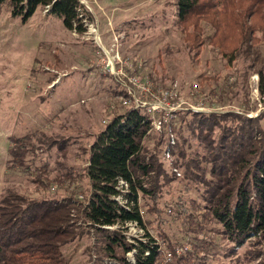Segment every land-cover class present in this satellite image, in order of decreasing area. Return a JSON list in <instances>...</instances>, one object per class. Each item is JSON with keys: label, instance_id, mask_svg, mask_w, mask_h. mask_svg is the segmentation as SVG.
<instances>
[{"label": "rangeland", "instance_id": "1", "mask_svg": "<svg viewBox=\"0 0 264 264\" xmlns=\"http://www.w3.org/2000/svg\"><path fill=\"white\" fill-rule=\"evenodd\" d=\"M81 2L90 18L85 20L84 34L68 31L61 18L44 8H38L26 22L13 17L7 3L1 9L0 206L10 192L26 201L72 198L78 207L88 199L92 189L86 169L91 146L124 109L123 95H116L121 85L103 72L99 39L106 47L115 43L121 58L154 86L176 88L183 100L199 104L206 113L261 119L264 132V95L259 89L260 76H264V43L257 46L256 57L242 53L230 64L206 42L189 47L174 24L175 0ZM211 33L213 29L205 26V36ZM231 123L232 119L225 118L223 126L229 128ZM221 131L216 129L215 135ZM154 132L145 143L150 152L161 138ZM182 136L189 138L184 131ZM25 137L29 141L22 142L26 146L22 149L18 140ZM183 141L179 143L190 157L196 142ZM175 143L173 134L171 147L164 152L167 178L161 193L156 199L142 201L144 210L150 207L144 213L148 229L152 234L158 230L167 233L175 244L160 243L171 251L178 247L189 250L194 239L183 238L185 224L169 214L170 204L184 201L197 208L205 204L202 185L187 188L186 169L174 168L180 165L170 153ZM201 166L208 165L202 162ZM41 169H47L46 174L38 175ZM153 207L156 213H152ZM79 210L73 211L69 221L73 236L62 247L66 263L118 264L103 253L101 233L83 220L82 207ZM208 227L217 225L209 223ZM119 228L107 227L110 231ZM121 229L128 242L143 239L144 233H139L136 225L126 224ZM222 244L217 253L223 264H264L263 246L248 242L229 251L232 245ZM127 257L133 262L131 253Z\"/></svg>", "mask_w": 264, "mask_h": 264}, {"label": "trees", "instance_id": "2", "mask_svg": "<svg viewBox=\"0 0 264 264\" xmlns=\"http://www.w3.org/2000/svg\"><path fill=\"white\" fill-rule=\"evenodd\" d=\"M6 3L12 16L23 22L38 8H44L61 18L68 31L78 34L87 31L85 20L90 21L81 0H0V12ZM174 5L177 18L174 24L185 35L189 47L206 42L230 64L242 53L258 55L257 46L264 43V0H175ZM205 26L211 27L213 33L205 36ZM260 78L259 89L264 95L263 74ZM120 94L130 98L122 86L116 90V95ZM225 118L232 119L229 128L223 126ZM216 129H222L221 134L215 135ZM153 131L146 110L127 104L91 146L86 171L92 190L79 207L83 220L101 233L103 253L118 264H162L166 250L160 241L175 244L161 230L152 234L144 217L150 207L147 205L144 210L142 206V201L156 199L165 185L164 152L171 147L173 134L176 143L168 149L173 160L180 164L174 168L186 169L187 188L202 185L205 203L197 208L193 203L177 201L168 207L169 214L185 224L183 238L194 239L192 244L189 242V250L175 257L174 264H223L217 253L222 243L232 245L229 251L239 250L248 242L264 247L261 119L220 112L179 111L161 131H156L161 138L158 147L150 152L145 143L151 140ZM183 131L189 138H183ZM180 139L183 143L196 142L193 155L188 157ZM25 140L29 138L18 140L22 149L26 147L22 144ZM196 162L200 163L197 167ZM202 162L208 166L203 168ZM46 171L41 169L38 175ZM120 180L128 186L125 193L119 188ZM120 196L121 200H117ZM76 204L72 198L26 201L10 192L0 206V264H67L62 247L73 236L68 227L73 211L80 212ZM151 211L156 213L155 207ZM130 222L141 227L142 240L128 242L122 234L121 227ZM209 223L217 227L209 228ZM117 225L118 230L107 229ZM131 252L134 262L127 257Z\"/></svg>", "mask_w": 264, "mask_h": 264}, {"label": "built area", "instance_id": "3", "mask_svg": "<svg viewBox=\"0 0 264 264\" xmlns=\"http://www.w3.org/2000/svg\"><path fill=\"white\" fill-rule=\"evenodd\" d=\"M116 38L114 40H118ZM98 43L103 51V72L110 73L115 81L127 90L130 96L129 99L123 98L122 103L124 105L130 104L134 109H145L151 117L153 130L161 131L163 126L170 122L176 112L188 110L205 112L204 107L199 104L191 105L188 101L183 100L176 88H158L149 79H145L135 73L136 71L128 64L127 60L121 58L118 48L117 50L115 49V43L109 47L103 46L100 39ZM127 187V184L120 180L119 188L124 193ZM117 200H121V196ZM128 224L136 225L141 229L137 223L130 222ZM138 232L143 233V230L141 229ZM183 249L178 247L172 251L166 250L163 254L162 263L172 264L175 257L181 255ZM131 254L134 257V252H131Z\"/></svg>", "mask_w": 264, "mask_h": 264}]
</instances>
